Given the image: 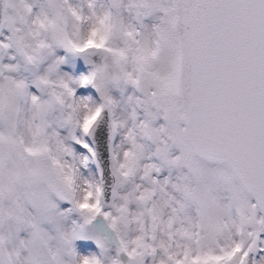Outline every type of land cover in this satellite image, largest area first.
I'll use <instances>...</instances> for the list:
<instances>
[{"label": "snow or ice", "instance_id": "obj_1", "mask_svg": "<svg viewBox=\"0 0 264 264\" xmlns=\"http://www.w3.org/2000/svg\"><path fill=\"white\" fill-rule=\"evenodd\" d=\"M0 264H264V0H0Z\"/></svg>", "mask_w": 264, "mask_h": 264}, {"label": "rangeland", "instance_id": "obj_2", "mask_svg": "<svg viewBox=\"0 0 264 264\" xmlns=\"http://www.w3.org/2000/svg\"><path fill=\"white\" fill-rule=\"evenodd\" d=\"M66 70L73 71L74 74H80L82 72L86 73L88 70V65L83 62H79L75 66L72 64H69L66 66ZM77 245H78V248H89L90 249V248L95 247L93 242L77 241Z\"/></svg>", "mask_w": 264, "mask_h": 264}]
</instances>
